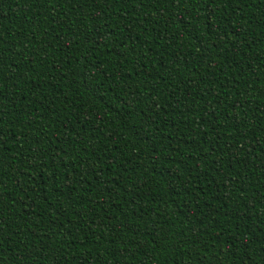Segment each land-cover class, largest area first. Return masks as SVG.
Here are the masks:
<instances>
[{"label": "trees", "instance_id": "trees-1", "mask_svg": "<svg viewBox=\"0 0 264 264\" xmlns=\"http://www.w3.org/2000/svg\"><path fill=\"white\" fill-rule=\"evenodd\" d=\"M0 264H264V0H0Z\"/></svg>", "mask_w": 264, "mask_h": 264}]
</instances>
